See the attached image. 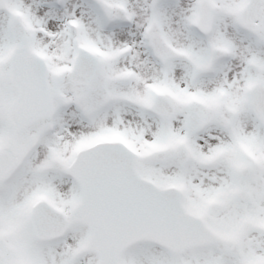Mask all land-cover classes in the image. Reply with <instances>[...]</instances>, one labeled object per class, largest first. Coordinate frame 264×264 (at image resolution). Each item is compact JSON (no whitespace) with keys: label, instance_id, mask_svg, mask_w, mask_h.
Instances as JSON below:
<instances>
[{"label":"snow or ice","instance_id":"snow-or-ice-1","mask_svg":"<svg viewBox=\"0 0 264 264\" xmlns=\"http://www.w3.org/2000/svg\"><path fill=\"white\" fill-rule=\"evenodd\" d=\"M0 264H264V0H0Z\"/></svg>","mask_w":264,"mask_h":264}]
</instances>
